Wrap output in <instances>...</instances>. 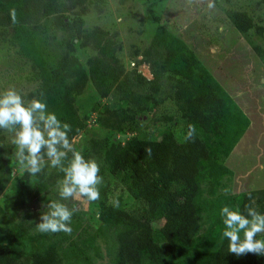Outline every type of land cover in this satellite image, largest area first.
Returning a JSON list of instances; mask_svg holds the SVG:
<instances>
[{"label": "trees", "instance_id": "1", "mask_svg": "<svg viewBox=\"0 0 264 264\" xmlns=\"http://www.w3.org/2000/svg\"><path fill=\"white\" fill-rule=\"evenodd\" d=\"M103 2L0 0V38L32 62L34 77L41 79L39 88L28 97L46 101L47 110L71 126L70 139L85 130L91 119L110 131L102 140H89L82 150L76 144L74 148L99 165L98 175L103 179L98 186L100 198L93 203L103 204L109 198L118 199L120 205L112 206L120 210L109 220L101 208L105 221L98 226L87 221L84 210H74L70 234L28 232L21 224L0 217V264H264V255L228 252V240L222 238L221 210L215 202L243 214L245 205L252 204L264 214V188L224 192L211 202L207 198L217 188L209 182L213 164L225 161L249 119L209 77L206 84L203 76L196 78V53L171 35L151 4L146 12L153 22V38L142 51L134 45L133 57L143 54L142 59L151 63L154 80L136 69L126 72L117 56L120 41L108 30L85 26L84 16L92 8L101 9ZM228 17L241 31L255 26L245 11L229 10ZM51 39L55 40L53 46ZM88 49L95 55L90 57ZM80 55H86L84 62ZM199 68L198 76L202 74ZM165 69L181 80L188 79L187 84L162 95L157 80ZM86 88L91 89L90 99L81 102ZM104 96L109 101L102 102ZM168 99L173 100H169L170 111L162 108ZM159 122L160 134L151 129V123ZM172 124L181 127L180 137ZM190 124L196 134L187 140ZM127 130L132 134L125 141L114 138L115 133ZM1 132L0 192L10 169L19 166L15 146ZM71 158L69 152L65 166ZM103 165L112 182L104 178ZM48 167L35 176L29 174L34 179L25 188L30 199L55 200L34 189L35 181H56L64 176L60 169L49 172ZM24 175L28 177L26 171ZM0 212L3 214L1 207ZM204 213L211 221L201 231ZM257 238L264 239V234ZM54 250L61 251L63 262L50 259Z\"/></svg>", "mask_w": 264, "mask_h": 264}, {"label": "rangeland", "instance_id": "2", "mask_svg": "<svg viewBox=\"0 0 264 264\" xmlns=\"http://www.w3.org/2000/svg\"><path fill=\"white\" fill-rule=\"evenodd\" d=\"M209 3L214 6L209 8ZM150 4L153 5L154 12L161 16L162 24L171 35L179 38L188 50L196 53L199 62L196 78L203 76L205 84L210 80L214 81L230 100V104L240 109L249 119L247 129L229 156L222 163L213 164L209 182L212 187L215 185L217 188L207 198L209 201H215L213 199H219L220 194L224 192L231 194L264 188V0H104L101 9L92 8L84 16L85 26L108 30L110 35L121 43L117 56L124 70L131 72L136 69L147 79L154 80L151 63L142 59L143 54L139 53L133 57L134 45L140 46L142 51L149 46L153 38L151 17L146 12ZM229 10L245 11L253 18L255 26L247 31L239 30L229 19ZM50 44L55 45V40L51 39ZM15 49V46L0 38V94L9 88H15L27 102L31 100L28 95L39 88L41 79L34 77L32 62L17 54ZM94 53L88 49L90 57L94 56ZM85 56L80 55L82 62L86 60ZM200 66L202 74L198 76ZM162 72H165L164 75H159L157 80V83H161L162 95L166 92L173 93L188 82V79L181 80L179 75L170 74L166 69ZM91 93V89L86 88L80 96V101L90 99ZM169 100L173 101L168 99L162 106L168 111L173 110V107L169 106ZM101 101L107 102L109 98L104 96ZM87 125L85 130L72 139L80 150L89 144V140H102L110 132L97 126L92 119ZM172 127L176 137H180L181 127L178 124H172ZM151 129L160 134V122L155 125L151 123ZM1 133L6 141L12 143L13 133L4 129ZM131 134L127 130L126 133H115L114 138L125 141ZM45 165L49 166L47 158ZM104 165L103 176L112 182V176L106 173ZM52 169L49 166L47 171ZM24 172L20 166L10 169L5 186L0 192V207L3 209L0 217L8 219L12 224H21L22 227L28 228V232H36L39 231L37 224L41 222V213L46 210L47 203L30 199V194L25 188L30 186L34 179L29 177V174L25 177ZM63 177L56 181H35L34 189L64 203L69 209L84 210L87 221L94 226L105 221L100 213L101 208L107 212L105 214L108 220L120 210L115 211L112 208L109 198L103 204L76 198L62 200L58 193V182ZM129 202L126 195L125 204ZM215 202L221 210L222 205L218 201ZM210 208L212 211L216 210L212 205ZM208 217L207 213H204L200 219L201 231L205 230L211 221ZM22 232H25L24 228ZM55 257L61 259V262L64 261L59 250L50 252V259Z\"/></svg>", "mask_w": 264, "mask_h": 264}, {"label": "clouds", "instance_id": "3", "mask_svg": "<svg viewBox=\"0 0 264 264\" xmlns=\"http://www.w3.org/2000/svg\"><path fill=\"white\" fill-rule=\"evenodd\" d=\"M213 6L212 3L208 5L209 8ZM0 129L13 133L14 154L23 171L37 175L43 170L46 157L50 167L59 168L64 173L63 179L58 182L62 200L76 198L90 203L100 198L98 186L103 178L98 175L99 165L75 150V141L68 136L71 126L62 122L54 112H49L46 101L33 98L26 102L15 88L7 89L0 94ZM195 134V126L190 124L186 139L192 140ZM145 151L150 153L151 149L146 148ZM69 152L72 158L65 166ZM249 199L252 200L251 194ZM109 203L115 208L120 206L118 199ZM73 211L58 200H50L41 213L38 230L42 233L63 231L70 234ZM245 211L246 214H243L227 205L221 208L222 238L228 240V252L237 256L248 253L264 255V239L257 238L264 234V214L252 204L245 205Z\"/></svg>", "mask_w": 264, "mask_h": 264}]
</instances>
